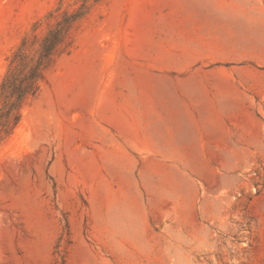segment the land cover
<instances>
[{
  "label": "rangeland",
  "instance_id": "374dc122",
  "mask_svg": "<svg viewBox=\"0 0 264 264\" xmlns=\"http://www.w3.org/2000/svg\"><path fill=\"white\" fill-rule=\"evenodd\" d=\"M60 2L0 0V81ZM220 2H89L0 141V264H264V34Z\"/></svg>",
  "mask_w": 264,
  "mask_h": 264
},
{
  "label": "trees",
  "instance_id": "16d2710c",
  "mask_svg": "<svg viewBox=\"0 0 264 264\" xmlns=\"http://www.w3.org/2000/svg\"><path fill=\"white\" fill-rule=\"evenodd\" d=\"M90 1L97 4L100 0H76L73 9L66 10L60 2L45 17L46 28L38 31L40 22H35L7 58L0 81V141L12 136L19 126L22 108L40 93L45 71L72 48V30L87 14Z\"/></svg>",
  "mask_w": 264,
  "mask_h": 264
},
{
  "label": "crops",
  "instance_id": "0c3cea01",
  "mask_svg": "<svg viewBox=\"0 0 264 264\" xmlns=\"http://www.w3.org/2000/svg\"><path fill=\"white\" fill-rule=\"evenodd\" d=\"M221 2L225 7H229V12L221 13L219 17L222 18L221 20L230 19L231 22L222 21L225 25L231 26L225 40L228 43L226 50L245 49V57L249 56V50L257 48L255 45L251 46V43L260 41L261 34H264V0H221ZM237 27L242 28L237 29ZM238 30L242 33H238Z\"/></svg>",
  "mask_w": 264,
  "mask_h": 264
}]
</instances>
